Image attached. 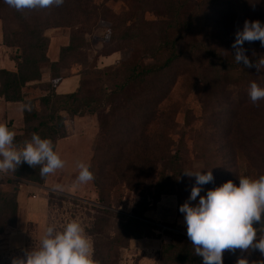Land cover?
Instances as JSON below:
<instances>
[{
  "label": "trees",
  "instance_id": "16d2710c",
  "mask_svg": "<svg viewBox=\"0 0 264 264\" xmlns=\"http://www.w3.org/2000/svg\"><path fill=\"white\" fill-rule=\"evenodd\" d=\"M137 1L141 4L140 11L147 10L154 2ZM158 1L166 10V18L157 22L149 20V26H145L147 20L144 15L140 18L139 10L134 15L125 10L111 21V37L119 43L116 50L131 49L126 60L104 69L79 72L78 88L59 94L56 85L64 77L60 72L61 63H66L70 53H81L86 33L100 21L108 20L113 10L96 0H64L61 6L17 11L0 0L3 42L16 50L13 57L16 70L0 69V97L25 104V127L15 135L14 143L23 146L36 133L50 139L55 151L57 142L67 137V116L74 119L85 116L86 112L101 114L108 109L107 114L115 116L113 124L96 141L92 157L97 162L91 171L99 201L108 202L118 185L131 190L152 184L155 187L150 200L134 217L96 208L98 214L89 233L97 264H118L121 249L134 240L154 237L156 228L147 221V211L156 207L161 197L177 185L182 189L179 166L183 135L173 152V138L160 129L171 121V111L162 104L179 76L201 79L205 84L203 102L214 105L213 110L201 116L204 142H219L220 151L227 154L232 165L243 161L257 179L264 175V99L254 104L248 95L253 81L264 87V69L257 71L236 63L232 48L236 33L243 29L246 20L264 23V0ZM116 19L121 21L115 24ZM58 27L71 28V39L61 49L59 60L52 61L48 57L46 31ZM243 47L253 63L264 57L260 41L245 42ZM44 70L50 72L51 78L48 93L40 98L49 107L46 116L33 106H26L28 98L24 91L30 82L42 79ZM237 72L238 78H234ZM94 75L103 82L116 81L115 85L104 91L101 98L82 101L84 80ZM131 87L136 91L125 97ZM119 97L124 98L123 104L113 107ZM169 167L172 173H168ZM39 173V166L33 168L23 163L15 171L0 175V185L6 182L12 186L9 191L0 188V234L18 225L17 196L21 183L46 182L48 176L42 178ZM229 180L239 184L236 176L225 178L223 184ZM241 257L249 264H264L263 254L252 248L226 250L224 264H237ZM158 264H203V258L195 255L186 235L175 233L172 241L163 245Z\"/></svg>",
  "mask_w": 264,
  "mask_h": 264
},
{
  "label": "rangeland",
  "instance_id": "374dc122",
  "mask_svg": "<svg viewBox=\"0 0 264 264\" xmlns=\"http://www.w3.org/2000/svg\"><path fill=\"white\" fill-rule=\"evenodd\" d=\"M153 1L147 10L140 11L141 4L137 0H96L98 4L111 8L113 13L108 14V20L100 21L91 32L86 33V42L80 54L70 53L66 63H61L60 72L62 76L68 77L94 68L104 69L126 60L131 54V49L116 50L119 43L118 40H113L111 37L109 28L111 21L117 16H121L125 10H130L132 13L130 15H134V12L138 14L137 11L139 10L140 18L144 15V19L147 20L145 26H149L148 24H151L149 23L151 21L157 22L161 18H166V10L160 1ZM134 18L135 16L129 18V20ZM120 21L121 19H116L115 24ZM3 27V21L0 19V54L6 53V56L12 60L16 55V50L4 44ZM71 33L72 30L68 27L50 28L46 31V35L49 37L48 57L50 60H59L61 49L70 43ZM238 75L239 72L234 73V78H238ZM67 80L74 81L71 78ZM50 82V72L44 70L43 77L38 83L25 87V94L28 98L26 106H33L42 116L48 114L49 107L44 105L40 98L48 93ZM115 82H103L97 75H94L84 80L80 99L87 101L93 98H101L103 92L114 86ZM154 83H156L155 80ZM204 88L205 84L199 78L179 76L168 98L162 104L167 110L171 111L169 114L171 121L160 129L173 138L175 142L172 146L173 152L178 146L181 134L183 135L182 161L179 166L182 171V189L177 185L173 191L167 192L161 197L156 207L149 210L146 219L156 228L155 236L134 240L129 246L121 249L118 264H158L161 249L165 243L172 241V234L181 233L187 236L184 214L179 211V208L188 200L191 187L195 183V177L190 178L184 175L183 171L204 169L203 171L206 172L212 169L215 180L213 183L203 186L201 196L206 195L209 189L221 186L225 178L233 179L236 176L238 179L240 176H247L257 179L251 173L248 164L243 163V161H237L235 166L232 165L228 161L227 154L220 151L219 142H204V125L201 116L204 113L208 114L214 107L211 102H203ZM135 91V88L131 87L124 96L128 97ZM123 101V97L116 98L113 107H121ZM107 112L108 109L101 114L86 112L85 116L78 118L80 120L71 119L67 116L70 134L67 133L68 139L62 141L57 150L65 161V166L49 174V187L40 192L35 201L34 208H37V210L33 211V217L25 214L26 216L20 218L19 228L25 231V237H22L24 238L23 244L20 246L10 245L7 242V239L17 227L11 229L8 233L0 234V264H12L14 257H22L27 251L38 248L47 226L55 225L57 230H61L69 221L75 218H79L93 243L89 229L95 221L96 214H98L97 207L108 208L126 217H134L143 204L150 200L151 193L155 190L153 184L145 185L141 190H131L124 185H118L112 191L111 199L108 202L101 203L94 180L86 184L76 182L79 175L78 163L83 162L90 165V171L92 167L96 166L97 162L92 161L96 141L103 131L110 129L115 117L114 114L108 115ZM169 169L170 167L167 169L168 173H172V170L169 171ZM0 188L9 191L12 186L4 182L0 185ZM198 202L199 197L192 203L195 205ZM262 219H264V213H262ZM254 227L260 229L261 225L254 224ZM260 235L261 233L258 231L257 239Z\"/></svg>",
  "mask_w": 264,
  "mask_h": 264
},
{
  "label": "clouds",
  "instance_id": "9594fccd",
  "mask_svg": "<svg viewBox=\"0 0 264 264\" xmlns=\"http://www.w3.org/2000/svg\"><path fill=\"white\" fill-rule=\"evenodd\" d=\"M17 11L24 9L48 8L61 6L64 0H4ZM260 41L264 47V23L259 20H246L242 30L236 33L232 45L235 61L246 68L264 69V57L255 63L246 55L245 42ZM248 95L256 104L264 99V87L255 81L249 86ZM30 110V109H29ZM15 132L4 123H0V173L15 171L17 166L27 163L40 167V176L47 177L65 166V161L54 151L50 139L41 138L33 133L23 146L14 143ZM78 184H86L94 179L90 165L78 163ZM185 170L184 175L195 177L191 193L179 208L184 214L187 237L191 241L195 255L203 258V264H224L226 250L250 248L264 254V175L258 179L247 176L239 177L237 185L229 180L219 187L209 189L201 196L203 186L213 183V171ZM199 197V202L193 204ZM260 224L261 228L254 227ZM258 231L261 233L257 239ZM12 264H97L93 259V243L87 235L79 218L69 221L61 230L49 225L41 238L38 248H33L22 257H14ZM237 264H249L246 258H239Z\"/></svg>",
  "mask_w": 264,
  "mask_h": 264
},
{
  "label": "crops",
  "instance_id": "0c3cea01",
  "mask_svg": "<svg viewBox=\"0 0 264 264\" xmlns=\"http://www.w3.org/2000/svg\"><path fill=\"white\" fill-rule=\"evenodd\" d=\"M53 60V59H52ZM5 68L11 71L16 70L15 66V61L10 59L9 57L6 56L5 54H0V69ZM74 79V81H68L67 79ZM68 82V83H66ZM80 82V76L78 74H73L68 77H63L56 85V91L59 94H66V93H71L74 92ZM38 83V81H33L30 82L28 85H35ZM66 83V84H65ZM26 91V90H24ZM26 93V92H25ZM24 109H25V104L22 101L18 102H11L5 100L3 97H0V123H4L8 126V128L15 132V135L22 133L23 128L25 127V114H24ZM79 117L75 118L76 120ZM69 125L68 122L66 121V128H67V133L70 134V129H68ZM67 137L59 140L56 145V150H58L60 144L62 141L66 140ZM68 139V138H67ZM75 165V163H73ZM1 176L6 175V172L0 173ZM48 184H50L49 180V175L47 177V180L44 184H36L32 183L29 181H23L21 183L18 196H17V201L19 204V220H18V225L17 229H15L9 238L7 239V242L10 245H22V241H24L25 237V231L20 230L19 228L20 222H21V217L27 216L33 217V211L37 208H34L35 201L37 200L38 196L40 195V192L44 191L47 189ZM36 195V196H35ZM149 211H147V214ZM19 228V229H18ZM9 230L8 232H10ZM7 232V233H8Z\"/></svg>",
  "mask_w": 264,
  "mask_h": 264
}]
</instances>
